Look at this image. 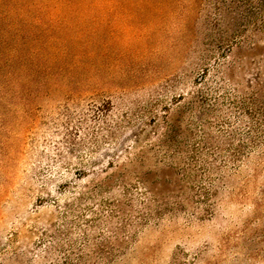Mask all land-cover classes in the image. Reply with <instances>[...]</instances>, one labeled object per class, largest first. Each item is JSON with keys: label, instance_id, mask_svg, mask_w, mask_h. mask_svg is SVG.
<instances>
[{"label": "rangeland", "instance_id": "rangeland-1", "mask_svg": "<svg viewBox=\"0 0 264 264\" xmlns=\"http://www.w3.org/2000/svg\"><path fill=\"white\" fill-rule=\"evenodd\" d=\"M73 7L0 48V264H264V0Z\"/></svg>", "mask_w": 264, "mask_h": 264}, {"label": "trees", "instance_id": "trees-1", "mask_svg": "<svg viewBox=\"0 0 264 264\" xmlns=\"http://www.w3.org/2000/svg\"><path fill=\"white\" fill-rule=\"evenodd\" d=\"M87 3L88 0H0V48L5 49V41L15 31V36L26 41V35L18 33L26 22L63 19L73 14L86 15V11L74 9L73 6L82 7Z\"/></svg>", "mask_w": 264, "mask_h": 264}]
</instances>
